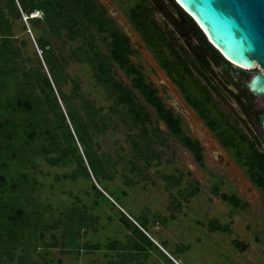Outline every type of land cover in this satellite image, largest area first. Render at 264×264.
Segmentation results:
<instances>
[{
    "label": "trees",
    "instance_id": "obj_1",
    "mask_svg": "<svg viewBox=\"0 0 264 264\" xmlns=\"http://www.w3.org/2000/svg\"><path fill=\"white\" fill-rule=\"evenodd\" d=\"M154 8L151 0H135L128 10L133 29L140 34L145 46L158 59L186 101L199 111L203 121L217 134L222 144L233 151L236 159L245 167L251 182L264 191V147L258 140L255 142L243 137L237 140L222 133L220 124L206 108L210 97L203 88L198 89L195 76L184 70L185 64L179 61L180 56L173 53L174 48L166 31L155 18ZM37 12L39 17L34 16ZM180 12L187 15L181 8ZM23 15L35 34L36 45L41 50L51 76L62 74L64 85L72 84L71 93L60 91L59 94L65 107L68 99L71 100V110L65 109V113L46 71L42 70L44 75L39 77L36 67H25L24 59H18L21 52L13 44L16 41L13 27ZM22 27L26 30L24 25ZM100 39L106 45L105 50H101L97 43ZM67 43L71 46L64 52L65 55L58 53L57 48L60 45L65 48ZM164 47L177 59L175 63L164 55ZM134 52L130 39L96 0H0V264H46L35 261L32 252L41 246L46 248L55 245V237L52 236L50 242L45 241L44 237L51 229H57L62 220L65 221L61 234L62 245L79 253L76 238L81 235V231L84 232L86 224L90 225L85 221L91 216L87 217L85 210H79L78 207L73 208L77 212L72 208L65 209L52 221L47 220L46 214L50 207L47 204L42 206L37 195L41 183L32 171L23 170L27 166L35 168L36 160L43 157L50 165H75L69 173L63 174L66 179L82 176L91 180L89 170L97 172L99 158L96 153L99 152L100 144L94 139L106 126H93L91 136L80 138L71 131L65 114L71 118L79 101L83 108V120L90 119L91 124H94L95 116L87 108L92 103L89 105L88 98L79 91L77 77L69 76L68 60L90 67L95 84L106 90L111 101L106 116L114 115L115 122L121 121L128 130L130 125L134 126L135 131L128 133L127 138L133 135L142 139L148 137L149 133L154 136L160 130L158 126L147 127L151 122L145 107L148 104L155 109L169 133L191 152L199 165L204 166L199 143L185 134L180 117L166 107L157 89L134 64L131 58ZM114 65L123 71L129 83L117 76ZM40 69H43L41 64ZM192 89H198L199 93H192ZM95 109L100 111L96 106ZM148 145L152 147L151 143ZM134 147L136 156L145 161L153 153L143 154L135 142ZM103 179H107L106 173ZM91 187L95 195H104L95 183H91ZM221 198L235 206L240 204V198L234 193L221 194ZM118 210V222L128 231L125 240L94 244L83 242V248L112 251V256L103 264H143L142 260L149 255L153 246L165 264H174L145 234L147 224L133 217L132 220L121 209ZM210 225L211 229H222L214 221ZM234 243L241 244L237 240Z\"/></svg>",
    "mask_w": 264,
    "mask_h": 264
},
{
    "label": "rangeland",
    "instance_id": "obj_2",
    "mask_svg": "<svg viewBox=\"0 0 264 264\" xmlns=\"http://www.w3.org/2000/svg\"><path fill=\"white\" fill-rule=\"evenodd\" d=\"M96 1L105 7L109 15V7H112L142 43V51L133 45L135 52L132 61L140 68L145 79L157 89L166 107L178 113L185 134L197 138L203 144L204 167L169 133L155 109L148 104L145 107L151 122L147 127L150 129L158 126L160 130L154 136L149 133L148 137L142 139L133 135L127 138L128 133L135 131L134 126L130 125L128 130L121 121L115 122L114 115L106 116L111 101L106 90L95 84L90 67L85 63L68 60L69 76L77 77L79 91L88 98L89 105L92 103L93 106L87 108L95 116L94 124H91L90 119L83 120V108L79 101L71 118L65 114L71 131L80 138L91 136L93 126H106L94 139L100 144L99 152L96 153L99 158L97 172L89 170L91 180L82 176L66 179L63 174L69 173L75 165H50L43 157L36 160L35 168L27 166L23 170L32 171L41 183L37 195L42 206L47 204L50 207L46 214L47 220L52 221L60 211L78 207L79 210H85L87 217L91 216L85 221L90 225L85 223L84 232L81 231V235L76 238L79 253L62 245L61 234L65 225L62 220L57 229H51L44 237L47 242L52 241V236L55 237V245L46 248L41 246L31 256L35 261L46 264H103L112 256V251L86 250L81 244L125 240L128 231L118 222L119 208L132 220L134 218L148 225L145 234L174 264H264V191L251 182L245 167L239 163L233 151L221 146L205 128L202 120L190 110L178 87L145 46L140 34L133 29L128 19V10L135 0ZM151 1L155 6V18L160 24L164 22L160 7L176 14L169 0ZM13 33L16 37L13 44L21 52L18 59H24L25 67H36L39 77L44 75L42 70L46 71L64 113L65 109L71 110V100L68 99L65 107L59 94L71 93L72 84L64 85L62 74L51 76L41 50L36 45L35 34L24 15L14 23ZM97 43L101 50H105L106 45L101 39ZM70 46L67 43L65 48H61L60 45L58 53L65 55L64 52ZM163 49L164 55L171 61L168 49ZM40 64L43 69H40ZM114 69L120 79L129 83L117 65H114ZM217 106L226 112L223 106ZM134 142L143 154L148 155L153 151L146 159L147 162L136 156ZM79 146L82 150V146ZM103 173L107 174V179H103ZM111 176L114 177L110 179ZM91 183H95L105 196L98 193L96 195L100 198H97ZM233 193L240 198L238 206L221 198V194ZM211 221L219 224L222 229H211ZM235 240L241 244H235ZM142 261L143 264H165L153 246Z\"/></svg>",
    "mask_w": 264,
    "mask_h": 264
},
{
    "label": "flooded vegetation",
    "instance_id": "obj_3",
    "mask_svg": "<svg viewBox=\"0 0 264 264\" xmlns=\"http://www.w3.org/2000/svg\"><path fill=\"white\" fill-rule=\"evenodd\" d=\"M159 12L164 19L161 25L174 48L173 53L180 56L179 61L185 64L184 70H188L195 76L198 81V89L203 88L205 94L210 97V103L207 104L210 107L206 106V108H209L210 115L220 124L222 133L233 136L237 140L242 137L255 142L258 140L260 141V145L264 147L261 141L263 130L260 123V117L264 108V96H256L246 86V82L253 75L251 71L258 70V65L245 69L228 61L212 45L201 28L196 25V22L190 19L189 15L187 16L182 13L181 15L177 13L173 14L172 11L162 9L161 7L159 8ZM169 54L171 55L170 52ZM176 60L172 56L171 61L175 63ZM174 85L177 86L175 83ZM198 89H194L195 92L193 89L190 91L198 94ZM183 98L190 110L202 120L205 128L209 130L221 146H224L217 134L203 121L199 111L193 108L184 96ZM218 104L223 106V110L225 108L226 112L221 111L219 106H217ZM173 111L178 115L175 110ZM191 138L199 143L204 161L203 144L197 138Z\"/></svg>",
    "mask_w": 264,
    "mask_h": 264
},
{
    "label": "water",
    "instance_id": "obj_4",
    "mask_svg": "<svg viewBox=\"0 0 264 264\" xmlns=\"http://www.w3.org/2000/svg\"><path fill=\"white\" fill-rule=\"evenodd\" d=\"M169 2L178 15L180 8L186 12L228 61L245 69L258 65V70L251 71L253 75L246 86L256 96H264V0ZM109 12L131 43L142 51V43L121 16L112 7ZM260 123L264 146V108Z\"/></svg>",
    "mask_w": 264,
    "mask_h": 264
},
{
    "label": "built area",
    "instance_id": "obj_5",
    "mask_svg": "<svg viewBox=\"0 0 264 264\" xmlns=\"http://www.w3.org/2000/svg\"><path fill=\"white\" fill-rule=\"evenodd\" d=\"M38 15V12L34 14V16Z\"/></svg>",
    "mask_w": 264,
    "mask_h": 264
}]
</instances>
